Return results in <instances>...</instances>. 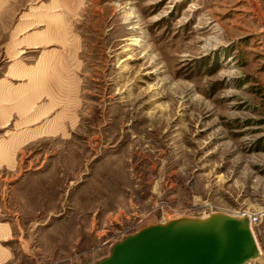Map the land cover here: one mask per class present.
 <instances>
[{
	"label": "rangeland",
	"instance_id": "obj_1",
	"mask_svg": "<svg viewBox=\"0 0 264 264\" xmlns=\"http://www.w3.org/2000/svg\"><path fill=\"white\" fill-rule=\"evenodd\" d=\"M242 210L264 264V0H0V264Z\"/></svg>",
	"mask_w": 264,
	"mask_h": 264
},
{
	"label": "water",
	"instance_id": "obj_2",
	"mask_svg": "<svg viewBox=\"0 0 264 264\" xmlns=\"http://www.w3.org/2000/svg\"><path fill=\"white\" fill-rule=\"evenodd\" d=\"M257 254L246 217L213 212L146 226L97 264H244Z\"/></svg>",
	"mask_w": 264,
	"mask_h": 264
},
{
	"label": "built area",
	"instance_id": "obj_3",
	"mask_svg": "<svg viewBox=\"0 0 264 264\" xmlns=\"http://www.w3.org/2000/svg\"><path fill=\"white\" fill-rule=\"evenodd\" d=\"M262 216V212L258 211V212H245L244 210H242L240 213H236L237 218L240 217H246L247 221H248V227L252 226L253 224H255L256 222H258L260 220V217Z\"/></svg>",
	"mask_w": 264,
	"mask_h": 264
},
{
	"label": "bare ground",
	"instance_id": "obj_4",
	"mask_svg": "<svg viewBox=\"0 0 264 264\" xmlns=\"http://www.w3.org/2000/svg\"><path fill=\"white\" fill-rule=\"evenodd\" d=\"M253 226V225H252ZM249 228V230H250V233H251V235H252V238H253V240H254V243H255V249L258 251V246H257V243H256V240H255V238H254V234H253V231H252V227L250 226V227H248ZM260 252V251H259Z\"/></svg>",
	"mask_w": 264,
	"mask_h": 264
}]
</instances>
